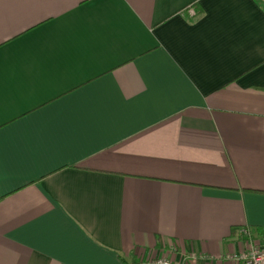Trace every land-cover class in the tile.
<instances>
[{
  "label": "crops",
  "instance_id": "crops-1",
  "mask_svg": "<svg viewBox=\"0 0 264 264\" xmlns=\"http://www.w3.org/2000/svg\"><path fill=\"white\" fill-rule=\"evenodd\" d=\"M242 227L264 0H0V264H231Z\"/></svg>",
  "mask_w": 264,
  "mask_h": 264
},
{
  "label": "built area",
  "instance_id": "built-area-1",
  "mask_svg": "<svg viewBox=\"0 0 264 264\" xmlns=\"http://www.w3.org/2000/svg\"><path fill=\"white\" fill-rule=\"evenodd\" d=\"M186 11L189 16L194 14L191 6H189ZM239 234L246 244V248L243 251L228 255L225 259L231 264H264V245L255 241L247 227L240 228ZM146 264H183V262L179 260L170 262L166 257H159L156 259L152 257L147 259Z\"/></svg>",
  "mask_w": 264,
  "mask_h": 264
},
{
  "label": "trees",
  "instance_id": "trees-1",
  "mask_svg": "<svg viewBox=\"0 0 264 264\" xmlns=\"http://www.w3.org/2000/svg\"><path fill=\"white\" fill-rule=\"evenodd\" d=\"M134 264H140L139 262H135Z\"/></svg>",
  "mask_w": 264,
  "mask_h": 264
}]
</instances>
